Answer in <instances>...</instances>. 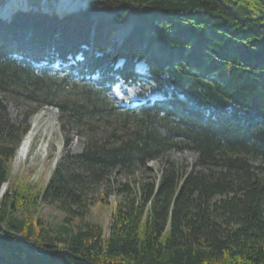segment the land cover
Listing matches in <instances>:
<instances>
[{"label":"trees","instance_id":"1","mask_svg":"<svg viewBox=\"0 0 264 264\" xmlns=\"http://www.w3.org/2000/svg\"><path fill=\"white\" fill-rule=\"evenodd\" d=\"M86 1L64 17L0 18V264H264V0ZM69 58L67 74L43 66ZM141 63L163 99L114 106L110 91L140 84ZM7 96L87 131L38 195L65 215L56 231L18 214L30 184L2 195L31 114L14 125ZM171 150L198 157L149 174ZM141 169L136 186L101 193L121 197L107 231L74 225L115 172Z\"/></svg>","mask_w":264,"mask_h":264},{"label":"rangeland","instance_id":"2","mask_svg":"<svg viewBox=\"0 0 264 264\" xmlns=\"http://www.w3.org/2000/svg\"><path fill=\"white\" fill-rule=\"evenodd\" d=\"M6 1L8 2L9 0ZM13 1L16 2L18 6L19 5L29 6L31 4L29 3V1H33V0H13ZM44 1L46 0H43L42 2ZM71 1H73V3H77L74 2L75 0H71ZM81 2L83 3V9L88 7V2L86 0H81ZM60 3L61 0L60 2L59 0H52L49 3V7L47 8L52 9L53 5H55V7H58ZM15 5L14 6L12 5L14 9L16 8ZM44 8H46V6H44ZM26 9L29 8L28 7L21 8V10H26ZM54 11L56 13H59L58 9ZM137 67H138L137 70L142 74L141 83L135 84L133 86H129L124 83L117 84L115 88L112 89L110 94V102L114 106L126 107V108L135 107L139 103H145L147 100L155 102L163 98L162 94L158 92V85L147 79L148 75L145 70L144 64L141 63ZM63 70H65V68H63ZM0 98H2V95H0ZM7 98L4 97L5 103L7 105L8 115L10 117L11 122L16 126L25 120L26 115L29 112H31V114H29V116L26 118L27 119L26 122L29 128H30V122H29L30 118L36 112L42 109H46V108L53 109L57 115L58 132L54 136L52 144L49 148V152L47 154V157L44 159V161L40 163V161L33 160L32 157H29L26 160V162L22 164H17L14 156V159L12 160L10 165V171H11L10 180L2 187V195H3L6 194L11 189H13L14 188L13 185L15 184H17L18 187L21 188L27 185V183L30 184L32 188L31 190H26V191L24 190L23 199L24 201L27 200L28 202H31V205L34 204L35 206L33 207L28 203L27 206H23L20 208L18 214L25 216V218L31 219L33 223L38 227L41 226L45 229L48 230L52 229L56 231L59 225L63 223L65 215L55 207L50 206L44 203L43 201H41V199L38 198V195L43 191V189L47 185L57 162L64 156L66 151L77 153L83 150L88 138L87 131H85L83 128L75 129L69 123L66 122L65 132H64L61 127L62 124L60 123L61 114L59 110L53 106H44L39 108L37 111L32 112L33 108L36 107V104L25 101L24 99H20V98H13L9 96H7ZM67 137L72 139L69 146L66 145ZM39 141H40V137H37L33 143L30 156H33L39 144ZM59 142H61L60 145L62 149L60 152H57V144H59ZM197 157H198L197 154L190 150H186V151L171 150L164 157L150 162L147 165V169H149L150 171L149 174L158 175L165 161H173L180 166L187 167L188 170H190L191 166L196 162ZM260 163H261L260 161L254 162L255 165H259ZM145 171L146 170L143 169L138 170L135 172L134 175H127L123 172H115L113 176L110 178L109 182L107 181L105 184H103L101 189L92 199V204L90 206V210L86 215V217L83 220L80 219L74 220L73 222L74 225L95 224L102 226L103 229L107 231L112 215L115 210V205L121 200V197L116 195L115 192H110L108 197H106V200L105 198L103 200H100L101 193L103 192L105 193V191L110 189L109 188L110 186H117L119 181L124 183H129L132 186H136L137 183L141 179H143ZM261 171H262V175L264 176V170ZM36 199L38 200V202L35 204V201H37ZM53 235H55V233H53ZM58 245L59 247L62 246V244L60 243H58Z\"/></svg>","mask_w":264,"mask_h":264},{"label":"bare ground","instance_id":"3","mask_svg":"<svg viewBox=\"0 0 264 264\" xmlns=\"http://www.w3.org/2000/svg\"><path fill=\"white\" fill-rule=\"evenodd\" d=\"M10 1L11 2L8 3L4 8L3 13H0L2 16L6 14L8 15L12 11L13 0ZM78 6L79 3H73L71 0H61V3L58 5V7H55V5H53L52 9H48L47 7V9H44L51 10L52 12H55L54 10L58 9L59 13H65L76 10ZM29 122L30 128L25 133L15 153V161L17 164L26 162L29 157H32L33 160L40 161V163L43 162L47 157L54 136L58 132V119L53 109L46 108L36 112L30 118ZM37 137H40L39 144L33 156H30L33 143ZM60 144L61 142L57 144V152H60L62 149Z\"/></svg>","mask_w":264,"mask_h":264}]
</instances>
